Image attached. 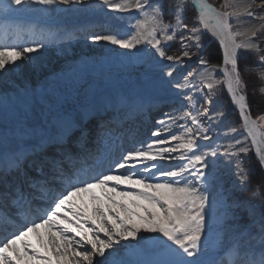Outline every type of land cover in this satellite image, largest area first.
Instances as JSON below:
<instances>
[{
    "label": "snow or ice",
    "instance_id": "obj_1",
    "mask_svg": "<svg viewBox=\"0 0 264 264\" xmlns=\"http://www.w3.org/2000/svg\"><path fill=\"white\" fill-rule=\"evenodd\" d=\"M76 4L89 0H0V15L6 22ZM91 7L132 14L109 17L127 20V28L86 31L84 39L143 52L172 110L156 121L161 127L151 135L158 139L95 150L89 124L97 122V140L110 124L94 104L66 99L26 113L9 145L0 143V264H264V113L254 118L244 79L256 71L252 92L264 97V0H222L219 7L209 0H97ZM4 32L16 38L0 42V73L28 79L39 71L32 54L52 34L22 40L6 23ZM205 33L218 41L219 63L205 54ZM250 57L258 63L248 64ZM194 58L196 67H186ZM222 86L238 113L234 123L216 107ZM120 103L129 119L145 112L131 98ZM250 153L260 170L255 184ZM165 160L183 163H156ZM222 171L234 178L230 187Z\"/></svg>",
    "mask_w": 264,
    "mask_h": 264
},
{
    "label": "rangeland",
    "instance_id": "obj_2",
    "mask_svg": "<svg viewBox=\"0 0 264 264\" xmlns=\"http://www.w3.org/2000/svg\"><path fill=\"white\" fill-rule=\"evenodd\" d=\"M209 3H212L215 6L219 7V5L222 3V0H209ZM34 7L35 9L39 8V6H34ZM90 8L92 11H96L97 14L99 13L98 9H94L92 7ZM47 11H41V13L39 14H46L47 16L51 17L52 15L51 10H47ZM36 12L38 13V11ZM166 13H167V8H166ZM195 14H196L195 8L191 3H189L184 13L185 21L191 23ZM131 15H132L131 13H124L121 16L130 17ZM120 21H122V24L120 26L111 27V28H127V20H120ZM100 29L101 30L103 29V23H98L97 27H95L96 32H98V30ZM205 37L206 38L203 41L205 45V54L209 56L211 63H219L222 57L220 54L218 42L213 41L207 34H205ZM76 40H73L72 42L71 41L61 42L62 44L51 45L41 49L44 50L42 51L43 52L42 55H45L47 60L40 62L41 64V66L39 67L40 70L36 72L37 77L42 76V74L45 75L44 74L45 72L49 74V72H51L52 70L56 71L55 75L48 76L49 79L45 84H40V81L37 79V77L36 79H33L32 82L34 83L38 80L36 83H38V86L42 87L41 90L34 89L33 93L31 94H29L30 93L29 92L25 95L14 97L13 100L11 99V101H9V103H6L4 105L0 104V112L4 115L9 114V118L7 117V123L5 122L4 125L0 126V143H2L3 146L7 147L10 141H12V138L9 139L8 137H6L5 132L18 131L19 129L18 126L21 124L23 116L26 113L30 112L29 109L33 101L35 100V96L38 97V94L39 96H42L40 95L41 94L40 92L47 93L46 95L48 96L47 97L48 100H46V102H44V105L41 106L45 110H48L49 108L59 107L66 99L78 100L80 104L86 105L92 102L95 98H97L98 94L100 95L106 90H112L113 92L127 93L128 95H126V97L129 98L132 97L131 95L140 93V91H137L138 90L137 87H135L134 89L133 85H135L138 82V78L140 80L142 74L149 72L148 58L143 55V52H138L135 49L131 51L120 49L116 46L107 44L106 42H100L97 45L101 47V53L97 55L96 57L97 59L92 61V57L94 56L90 54V51H92V47L95 44L92 43L90 39L88 40L84 39V37L79 38L78 39L79 41L77 40V42H81V43H74ZM79 44H81L83 47H79V48L76 47ZM177 46L178 45L174 44L173 50H175ZM45 51L47 52L44 53ZM83 51H85V54H83L84 53ZM71 55L74 57L73 59L69 57ZM51 57H52V61H49ZM84 57L86 58L88 57L89 61H86ZM194 60L195 58L193 59V61H187L186 67L187 66L196 67ZM74 62L80 64L81 67L75 66ZM244 63L245 61H242V67ZM247 63L255 65L258 63V61L250 57L247 60ZM32 67L36 68L33 65V63H32ZM152 71L155 70L153 69ZM6 75L10 76V72L6 74L0 73V77L4 78L5 81L7 79ZM23 78L24 77H22V79ZM244 79L246 80L249 87V103L251 105V110L255 118L256 115L264 113V97H261L258 93L254 94L252 92L253 88L259 86L260 81L257 77L256 71L245 73ZM23 83L25 84L26 81H24ZM6 84H7L6 82L3 83V85L5 86ZM8 87H10V84H8ZM130 87L131 89H129ZM145 93L146 92H144L143 94ZM149 98H152L151 102L157 100L153 96H150ZM217 99L219 103L216 105V107H223V109L226 112L228 121L233 123L236 122L238 118V113L235 111L234 106L230 104V98L227 94L226 89H223V86L221 88L220 94L217 96ZM170 102L171 105L167 107L172 109L173 99L169 101V103ZM75 106L78 107V105ZM165 108L166 107L163 106V109ZM169 110H166L165 112ZM13 125L17 126V128L12 129ZM156 125L159 124H157L155 121L153 124V129H151L152 132L159 129L158 127H156ZM172 131L176 133H180L182 132V129L178 127H173ZM164 134L166 136L171 135V133L168 132L163 133V135ZM249 158H250L249 164L251 166L252 159L255 160L254 153H250ZM165 162H170V163L177 162V164L183 163L180 161H168V160H165ZM159 163L164 164L163 161L162 162L160 161ZM220 175L223 177V180L225 181V186L230 187L231 180L234 178L230 177L226 171H222ZM248 196L249 193L242 194V198H248ZM258 202H259L258 200L255 199L253 200V203H258ZM142 235L149 237V239L151 238V234H142ZM124 243H126L129 246L136 244L135 241H131V240Z\"/></svg>",
    "mask_w": 264,
    "mask_h": 264
},
{
    "label": "bare ground",
    "instance_id": "obj_3",
    "mask_svg": "<svg viewBox=\"0 0 264 264\" xmlns=\"http://www.w3.org/2000/svg\"><path fill=\"white\" fill-rule=\"evenodd\" d=\"M96 2H97V0H89L88 5H92ZM88 5H79V4L71 5V6L59 5L56 9L51 10V13H52L51 17L47 16L46 14H39V13H41V11H38V13L35 10L26 11V12L19 13L15 16L8 17L7 20L11 19V20H15L17 22H22L23 20H26L27 24H31L36 28L35 29L36 34L37 33H42V34L44 33L45 36L50 34L49 32H48V34L46 33V29L56 30L52 35L54 37L53 44L61 42V41H65L66 39H70V38H74L73 40H76V39L78 40L79 38H82L85 36L86 31H92V28L95 26L94 24L103 23L104 24V30L107 28H111V27H118L122 24V21H120L119 19L118 20L117 19H109V17H119L122 14L110 13V12H107L106 10L104 13H101L98 10L99 13L97 14L96 11H92L90 8L91 6H88ZM34 6H32V8L35 9ZM81 7H83V8H81ZM39 8H40V6H39ZM39 8H37V9H39ZM258 11H264V9H258ZM0 18L3 20L2 15H0ZM15 29L16 28L13 27L14 32L16 31ZM73 31H76V32L73 33ZM17 32H19L20 35H22V33H23L22 30H18ZM69 32L72 35V36H70V38L68 37ZM25 34H27V33L25 32ZM66 34H67V36L64 37ZM205 34H207L213 41H216L214 38L211 37L210 33H205ZM12 37H15V35H12ZM77 40L74 43H81V42H77ZM96 45L97 44H95L92 47V51H90V54L94 56V57H92V61L97 59L96 58L97 55L99 53H101V47L99 45H97V46ZM46 47H48V46H46ZM67 47H69V46H67ZM76 47L79 48V47H83V46L81 44H79ZM42 51H44V50H40L38 53L32 54L33 57L35 58L32 63L38 69L41 66L40 62L47 60L45 55H42V53H43ZM46 52L47 51H45L44 53H46ZM83 52H81V53L85 54V51H83ZM69 57L72 59L74 58L72 55ZM84 59L86 61H89L88 57L87 58L84 57ZM49 61H52V57L50 58ZM74 65L81 67L80 64H78L76 62H74ZM44 74L45 75L42 74V76H38V77H37L36 73L33 75H30L28 82H27V79H25V78L22 79V77H20V75L18 73L14 74V73L10 72V76L6 75V77H7L6 81L4 78L0 77L1 78L0 79V104L4 105L6 103H9V101H11V99L13 100L14 97H17L20 95H25L29 92H30L29 94H31V93H33L34 89L41 90L42 87L38 86V83H36V82L39 80L40 84H45L47 82V80L49 79L48 76L55 75L56 71L52 70L51 72H49V74H47V72H45ZM36 77L38 80L35 83L32 82L33 79H36ZM24 81H26L25 84L23 83ZM5 82L7 83L6 86L3 85V83H5ZM8 84H10V87H8ZM133 86H134V89H135V87H137L138 88L137 91H140V93L131 95L132 97H130L131 100L135 101L137 105L143 106L144 108L148 109V107L151 106L150 103L152 101L151 100L152 98H149V97L153 96V97H155V99H157L156 101H154V106L150 107V109H151L150 111H152V112H154V114H156V117H155L156 119L162 116L161 115L162 112H165L166 110H168L167 106L169 104V101H171L173 98L171 97L170 93L167 91V86L164 85L158 79V77L155 75V71H149L147 73L142 74L140 77V80L138 78V82ZM129 89H131V87ZM142 91H144L146 93L143 94L144 92H142ZM40 93H41L40 95H42V96H39V94H38V97L35 96V100L33 101L32 105L30 106L29 111H31V109L34 106H37V105L39 107L43 106L44 102H46V100H48V98H47L48 96L46 95L47 93H44V92H40ZM128 93H130V92H128ZM126 95H128V94L123 93V92H113L112 90H106L102 94H100L99 97L94 99L92 104H94L95 106H97L100 109L99 114H101V113H104L105 108L108 110L111 106L109 103H107L108 99H113L115 101V106L112 109V111L115 112L116 114L121 113L122 110L126 111V109L122 108L121 103H120L122 100L129 98V97H126ZM162 100H165V101H162ZM28 106H29V104H28ZM163 106H165L166 108L163 109ZM3 107H5V106H3ZM105 112H108V111H105ZM141 116H143V115H141ZM7 117L9 118V114L4 115L0 112V126L4 125L5 122L7 123ZM133 120H135V119H133ZM19 126H18V128H19ZM148 126L149 125H146V127H148ZM157 127L160 128L161 125H158ZM14 128H17V126L13 125L12 129H14ZM15 139L19 140V139H24V138L23 137L21 138V137H19V135H16ZM135 139H136L135 140L136 142L132 141L129 143L128 140L125 141L126 148L127 147L131 148L134 146L133 144L137 145V143H139L138 146H141L140 145L141 141L149 142L147 137H145V136L139 137V131L135 132ZM151 139L153 141V140L157 139V137H154L151 135ZM98 144H96L93 147L94 150L97 148ZM159 162L160 161H157L156 163H159ZM163 162H164V165L171 164L174 166L177 164V162H173V163L165 162V161H163ZM33 242H35V239H33Z\"/></svg>",
    "mask_w": 264,
    "mask_h": 264
},
{
    "label": "trees",
    "instance_id": "obj_4",
    "mask_svg": "<svg viewBox=\"0 0 264 264\" xmlns=\"http://www.w3.org/2000/svg\"><path fill=\"white\" fill-rule=\"evenodd\" d=\"M252 103H253V101H252ZM254 161L255 160L252 159V162H254ZM251 166L253 168V184H255L256 183V180L258 179L260 170H259L258 166H255L253 163L251 164Z\"/></svg>",
    "mask_w": 264,
    "mask_h": 264
}]
</instances>
